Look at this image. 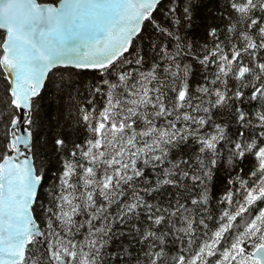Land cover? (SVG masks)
Masks as SVG:
<instances>
[{"label":"snow or ice","instance_id":"obj_1","mask_svg":"<svg viewBox=\"0 0 264 264\" xmlns=\"http://www.w3.org/2000/svg\"><path fill=\"white\" fill-rule=\"evenodd\" d=\"M0 264H264V0H0Z\"/></svg>","mask_w":264,"mask_h":264}]
</instances>
